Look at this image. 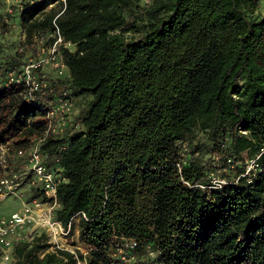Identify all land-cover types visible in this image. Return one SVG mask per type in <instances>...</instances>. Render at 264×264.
Masks as SVG:
<instances>
[{
  "label": "trees",
  "instance_id": "1",
  "mask_svg": "<svg viewBox=\"0 0 264 264\" xmlns=\"http://www.w3.org/2000/svg\"><path fill=\"white\" fill-rule=\"evenodd\" d=\"M263 1L21 4V50L0 38V145L14 155L9 170L23 168L18 153L44 138L57 96L89 100L41 146L62 180L56 218L68 227L80 214L83 263L119 264L125 238L138 242L131 264H264ZM58 31L73 46L63 49L67 72L49 74L48 93L31 102L11 74ZM198 134L210 163L195 158ZM213 176L226 184L212 187ZM29 190V201H47L41 187ZM12 249L13 264H77L43 230Z\"/></svg>",
  "mask_w": 264,
  "mask_h": 264
},
{
  "label": "built area",
  "instance_id": "2",
  "mask_svg": "<svg viewBox=\"0 0 264 264\" xmlns=\"http://www.w3.org/2000/svg\"><path fill=\"white\" fill-rule=\"evenodd\" d=\"M53 37L55 38L53 45L39 47L34 59L23 65L21 73L14 71L11 74L12 82L16 81L25 86L26 98L31 102L35 101L36 94L48 93L49 84L45 78L48 77L50 71L55 74L56 78L64 76L67 72L63 49H71L73 46L65 41L59 31L55 32ZM56 99L55 107L46 111L49 126L44 138L34 142L30 150L18 153L21 157H27V165L17 171H10L8 158L14 155H11L7 145H0V202L11 196L18 197L24 187H41L47 200L34 199L32 202L21 200V210L7 217L0 215V248H3L0 264H13L15 261L11 252L12 248L24 239L32 241L36 230L46 232L51 250L70 252L74 255L77 264H85L79 258V250L65 244L80 214L72 219L68 227L56 218V211L60 208L58 187L62 180L48 170L41 152L42 143L50 133L57 134L64 131L69 122L68 116L72 112V102L68 99V93L63 92ZM256 167L255 161H251L248 172ZM212 183V187H222L226 184L216 176L212 177ZM27 228L30 232L23 236ZM137 246L136 240L122 238L121 245L115 254L119 264H131L135 261L134 252ZM82 253L86 255L85 251Z\"/></svg>",
  "mask_w": 264,
  "mask_h": 264
},
{
  "label": "rangeland",
  "instance_id": "3",
  "mask_svg": "<svg viewBox=\"0 0 264 264\" xmlns=\"http://www.w3.org/2000/svg\"><path fill=\"white\" fill-rule=\"evenodd\" d=\"M30 0H0L1 2V9H0V38L5 44V46L11 50H15L18 48L21 50V43L25 40V35L23 33V30L20 26V19H19V9L21 8L22 3H26ZM257 15H264V1L260 3V7L258 9ZM5 25L7 28H3L2 26ZM45 39H41L37 41L36 46V52L35 55L39 49V47H42V45L46 46ZM33 46L32 51L31 47L27 49L26 57L30 59H34L33 57ZM52 71H50L51 75ZM89 102V100H83V99H75L72 102V112L68 116L70 124L74 122V120H77L80 113L86 109V105ZM202 134H198V140H201L202 143V152H198L195 154V158H199L202 163H210L212 160V154L210 153L211 150H209L208 147L205 146V136ZM197 140V141H198ZM245 160L249 161V155L247 153L244 154ZM250 164V163H249ZM30 197V190L29 187H24L18 197L11 196L5 201L0 202V215L3 217H7L12 215L15 212H18L22 208V201H29ZM33 201V200H32ZM30 201V202H32ZM79 227H78V220H75L74 222V229L72 231L71 236L66 241V246H70L72 248H77V250L84 252L85 249L83 245L81 244L79 233H78ZM33 231V230H32ZM3 248H0V255ZM14 253V250L12 251Z\"/></svg>",
  "mask_w": 264,
  "mask_h": 264
},
{
  "label": "crops",
  "instance_id": "4",
  "mask_svg": "<svg viewBox=\"0 0 264 264\" xmlns=\"http://www.w3.org/2000/svg\"><path fill=\"white\" fill-rule=\"evenodd\" d=\"M78 233H79V230H78ZM82 244V243H81Z\"/></svg>",
  "mask_w": 264,
  "mask_h": 264
}]
</instances>
